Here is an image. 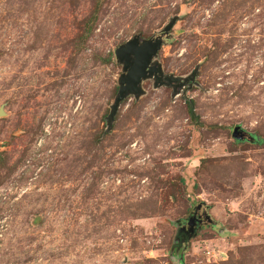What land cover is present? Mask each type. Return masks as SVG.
I'll list each match as a JSON object with an SVG mask.
<instances>
[{
	"label": "rangeland",
	"instance_id": "1",
	"mask_svg": "<svg viewBox=\"0 0 264 264\" xmlns=\"http://www.w3.org/2000/svg\"><path fill=\"white\" fill-rule=\"evenodd\" d=\"M96 7L0 0V264H264V0H102L79 45ZM175 17L154 61L193 86L109 129L115 50Z\"/></svg>",
	"mask_w": 264,
	"mask_h": 264
},
{
	"label": "water",
	"instance_id": "2",
	"mask_svg": "<svg viewBox=\"0 0 264 264\" xmlns=\"http://www.w3.org/2000/svg\"><path fill=\"white\" fill-rule=\"evenodd\" d=\"M177 17L173 18L165 29L157 36L151 39H143L141 35H136L115 50V57L118 64L123 66V73L119 78V91L114 105L111 107V113L108 116L109 129L112 128L115 117L121 104L129 97L134 96L139 99L143 95L142 83L148 79L155 81V88L163 86L172 87L174 97L178 96L183 89H190L198 75L196 70L191 77L182 78L173 75H165L162 65L154 60L158 56L162 47L171 39V31L177 23ZM4 115L0 111V116ZM234 137L240 140L245 139L244 132L239 127L234 129ZM199 204L196 208L199 209ZM191 225V221L189 222Z\"/></svg>",
	"mask_w": 264,
	"mask_h": 264
},
{
	"label": "trees",
	"instance_id": "3",
	"mask_svg": "<svg viewBox=\"0 0 264 264\" xmlns=\"http://www.w3.org/2000/svg\"><path fill=\"white\" fill-rule=\"evenodd\" d=\"M101 1L102 0H93V2L95 3V5L97 7L95 8V10H93L92 15L90 16V18L86 24V29H85L83 35H81L79 37V42H80L79 45H83L84 44L83 42L85 40H87V38L89 37V34L92 32V30L94 28V24L97 21V11L99 10L98 7H100ZM108 60L111 61V56H109V55L103 59V62L106 63V61H108ZM194 110H195L194 107L191 105L189 108V111H190L191 116L193 118L196 117V113Z\"/></svg>",
	"mask_w": 264,
	"mask_h": 264
},
{
	"label": "flooded vegetation",
	"instance_id": "4",
	"mask_svg": "<svg viewBox=\"0 0 264 264\" xmlns=\"http://www.w3.org/2000/svg\"><path fill=\"white\" fill-rule=\"evenodd\" d=\"M202 206L203 207L201 209L194 211V214L189 219V222L191 221V225L188 224L187 226H185L184 232H187L188 230L191 232H195V230L197 231L198 229L203 227L204 224H207V222L209 221V216H208L206 210L204 209V205H202ZM182 234H184V233H182ZM189 235L190 234L188 232V236Z\"/></svg>",
	"mask_w": 264,
	"mask_h": 264
}]
</instances>
